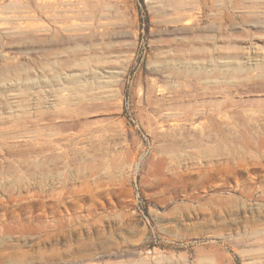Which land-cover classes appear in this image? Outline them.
Returning <instances> with one entry per match:
<instances>
[{
  "label": "rangeland",
  "instance_id": "rangeland-1",
  "mask_svg": "<svg viewBox=\"0 0 264 264\" xmlns=\"http://www.w3.org/2000/svg\"><path fill=\"white\" fill-rule=\"evenodd\" d=\"M0 264H264V0H0Z\"/></svg>",
  "mask_w": 264,
  "mask_h": 264
}]
</instances>
